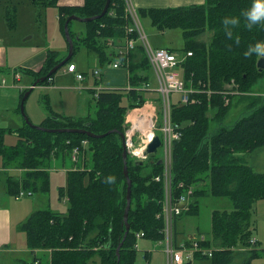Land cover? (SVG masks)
<instances>
[{
    "label": "trees",
    "instance_id": "trees-1",
    "mask_svg": "<svg viewBox=\"0 0 264 264\" xmlns=\"http://www.w3.org/2000/svg\"><path fill=\"white\" fill-rule=\"evenodd\" d=\"M29 1L35 6L56 7L59 29L64 35L63 24L69 15L99 14L106 0H83L77 5H62L58 0ZM250 4L251 0H204L185 6L136 9L139 18L148 16L158 30L180 28L184 38L183 46L176 50L178 68L184 86L191 91L187 103L179 104L174 99L170 106V119L181 130V136L172 141L171 173L176 192L184 187L193 188V200L183 213H197L199 198L204 195L226 198L231 203L229 209L211 211L212 239L205 237L200 242L203 246L215 243L210 258L212 264H235L232 260L237 249H243L240 264H251L264 252L258 249L257 242H249L253 229L251 219L253 213L256 215L255 203L264 198V171L254 170L245 160L246 154L264 147V97L247 95L253 84L264 79V69L259 72L256 68L258 56L244 55L249 45L264 41V23L251 29L246 27L241 12ZM226 16L240 17L239 25L232 29V39L224 32L222 20ZM71 22L68 27L73 52L79 46L93 50L101 64L117 57L118 68H126L128 87L91 89L93 115L74 117L50 110L39 123L49 128H86L97 134L114 129L102 137L46 132L25 122L15 129L0 127L2 164L21 170L19 177L8 175V194L14 196L20 190L46 194L53 165L69 167L65 183L59 187L68 202L67 209L58 211L47 205L30 213L19 228L25 233L26 246L33 257L31 261L20 260L15 264H89L95 256L100 264H134L136 233L143 232L150 240L163 237V219L157 216L161 210L162 184L154 179L161 174L162 165L158 163L160 156L154 154L142 164L127 156L131 178L130 226L123 239L127 182L120 134L124 131L127 109L141 105L155 92L146 85L151 65L136 32H126L131 20L125 0H110L101 17L83 21L85 31L81 35H74ZM205 31L211 32L208 40L199 37ZM237 37L239 43L235 42ZM128 38L136 40L132 49H125ZM188 51L191 54L188 55ZM65 55L47 49L34 80L45 75ZM70 62L71 57L64 65ZM52 77L53 73L37 85L48 83ZM231 80L236 84L240 99L245 98L243 102L248 112L232 124L220 125L208 134L211 119L220 122L229 111L235 96L226 93V85ZM27 89L20 91L19 103ZM225 97L229 98L227 103ZM209 110L213 112L212 117L207 115ZM7 132H16L14 144L4 142ZM110 175L116 177L115 183L107 182ZM121 241L117 257L116 248ZM43 252L46 256L36 255Z\"/></svg>",
    "mask_w": 264,
    "mask_h": 264
},
{
    "label": "rangeland",
    "instance_id": "rangeland-1",
    "mask_svg": "<svg viewBox=\"0 0 264 264\" xmlns=\"http://www.w3.org/2000/svg\"><path fill=\"white\" fill-rule=\"evenodd\" d=\"M7 11L8 14L6 13ZM0 20V44L6 46L8 54L15 60L21 58L25 54L26 56L31 54L32 51L40 50L48 43L56 46L58 42L61 41L65 44V37L59 29L56 7L35 6L29 0H0ZM139 21L152 47L167 46L177 50L183 46L184 38L180 28H167L160 31L151 23L148 16H140ZM130 24L133 25L132 22ZM70 28L74 35H81L85 31V23L83 21L73 19ZM210 35L211 32L205 31L200 34L199 37L203 40H208ZM139 42L141 43V40H139ZM71 62L76 64L77 71H86L87 74H85L83 80H78V82L75 83L74 80H76V78L74 73H63L65 72L63 69L64 66L58 68L53 73V77H56L57 83L68 84L74 82L76 86L74 87L75 89L67 90L66 88L61 87H59V89L58 86H54L53 90H39L38 88H34L30 91L24 102L25 112L30 108L32 101L36 100L39 108L46 114H48L47 109H49V102L54 109L66 108L64 110H72L68 112L75 111L80 115H86L88 113H91L92 115L94 114V106L92 104L93 93L90 91L91 86H87V84L88 81H93L94 76L91 73L92 70H98L99 74H97V77L99 76V79L104 71L109 69L107 67V62L104 64H97L96 54L94 51L82 46L75 48V51L71 55ZM19 65L22 66V64ZM19 69L20 67H15L12 68V70H9V72L4 65L0 66V80L1 78H4L5 80L4 84L0 86V126L3 127L17 126L23 123L22 115L18 109L19 89L17 86L24 83L27 74L26 72H21ZM118 69L122 75L121 77L114 79V82L117 81L119 83H116L113 86H125L127 83L126 68L121 66L117 68V70ZM15 70H19V75L21 74L23 76L22 80H19L20 76L19 78H15ZM14 80L18 81L14 82ZM149 86L154 89L157 86V80L152 70H149ZM235 88L236 84L233 80H231V82L226 85V92L234 90ZM238 93L234 94L235 96L231 101L229 111L222 121L216 122L213 118L211 119L209 122L210 125L208 134L212 133L220 125L232 124L237 118L248 112L246 102H243L245 98L240 99V94ZM250 93L247 95L264 97V79L261 78L253 84L251 86ZM15 94L16 99L14 103ZM177 96V93L171 94L173 99L177 98ZM47 99L49 101L48 103ZM142 111L151 114L156 124H161V99L158 96L157 91L151 93L141 105H136L127 109L124 125H129L131 120ZM207 115L212 117L213 112L209 110ZM31 122L38 124L33 121ZM10 141L14 142L15 137L13 133L7 132L4 135V142L9 143ZM245 160L253 167L254 170L264 171V147H260L253 152L246 154ZM164 162L165 159L162 156V166L164 165ZM12 173L15 175L16 171H13ZM65 173V167L57 166V163L53 165L50 171V188L46 194L37 192L31 195L24 191V194L18 200H15L13 195L6 193V196L1 186L0 193H2L3 196L9 197L16 203L31 201L33 197H37V209L45 208L47 205H50L53 210L65 211L67 209L68 202L65 198L63 199V195L59 192V187L65 183ZM198 204L199 210L197 213H184L178 219V235L176 233V228L174 229V236L176 239L179 238L177 239L178 242H180L184 237H187L189 234L196 236L204 235V237L212 239L210 232L211 211L213 209H229L231 207V203L226 198L207 195L201 196ZM252 218V232L254 233V227L257 225L263 230L264 217L256 212V215L253 213ZM164 240L165 238L163 237L162 242ZM138 243L139 248L135 254L134 264H167L168 260L166 259L164 252L158 246L161 245V243L153 245L152 243L156 242L144 237L140 238ZM3 247L11 249L16 247L19 250L11 251L9 253L0 252L1 264H15L20 262V260H32L33 255L29 252L26 246L25 233L19 228L14 219L10 243L8 245H4ZM211 247H215L214 242H212ZM22 248L27 250L21 251ZM146 248L151 249V257L149 258L145 257ZM242 250L243 249L235 250L232 263L240 264L242 262L244 256ZM45 254L46 253L43 252L36 255L38 257H43L46 256ZM89 264H100L99 258L95 256ZM191 264H212V261L210 257L203 256L196 257L191 261ZM251 264H264V256L260 255L259 257L254 258L251 261Z\"/></svg>",
    "mask_w": 264,
    "mask_h": 264
},
{
    "label": "built area",
    "instance_id": "built-area-1",
    "mask_svg": "<svg viewBox=\"0 0 264 264\" xmlns=\"http://www.w3.org/2000/svg\"><path fill=\"white\" fill-rule=\"evenodd\" d=\"M126 10L130 15L133 23L126 27V32H136V37L141 39L144 54L151 65L157 77V91L161 96V124L155 123L153 116L145 111L138 113L130 122L125 130L124 143L130 155L136 158H144L142 154L146 144L152 139L156 131L160 134L161 145L159 147L160 156L165 159L162 166V172L154 177L155 180L162 184L161 210L157 216L163 219V241L164 252L167 255V264H186L196 254L199 256H212V248L202 246L197 239H193L190 245L180 243L176 245L173 241V221L179 216L189 204L192 195L190 187H184L181 191L176 192L173 185V175L171 173V148L172 141L181 136L180 126L170 119V106L172 103L171 94L177 93V101L179 104L189 101L190 89L184 86L181 79L180 70L178 68L179 58L177 53L169 51L166 48H153L147 42L143 28L141 27L138 15L134 7L126 0ZM137 39V40H140ZM134 38H128L125 41V49H132L135 45ZM187 54H191L190 51ZM118 65V58L112 63V67ZM75 64L70 63L67 71H75ZM96 72V71H95ZM18 75H16L17 77ZM76 77L81 79L82 74L76 73ZM227 101V99H226ZM76 150L73 151V157ZM30 193V192H28ZM23 195V191H19L15 198ZM143 236L142 232L136 233V237ZM137 244H135L136 246Z\"/></svg>",
    "mask_w": 264,
    "mask_h": 264
},
{
    "label": "crops",
    "instance_id": "crops-1",
    "mask_svg": "<svg viewBox=\"0 0 264 264\" xmlns=\"http://www.w3.org/2000/svg\"><path fill=\"white\" fill-rule=\"evenodd\" d=\"M127 1H129L130 4L135 9H138L141 7L185 6V5H189V4H193V3H202L204 0H127ZM125 2H126V0H125ZM58 3L62 4V5H77V4H82L83 0H58ZM0 22H1V20H0ZM155 47H162V46H155ZM164 47H167V46H164ZM50 48L54 49V50H58L62 55H65L66 51H67L66 41H65V44L60 41V42H58V44L56 46L48 43L44 47H42L40 50L32 51L31 54H29L27 56L25 54L24 56H22L21 58L16 59V60L13 59L11 57V55L8 54L6 46L0 44V66L4 65V67H6L8 69V71L12 70V68L20 67L21 72L23 71V72H26V74H27V76L25 77L24 83L19 84L17 86L19 89V94H20V91L22 89L29 88L30 85L33 83L34 75L42 67L44 57L46 55V51H47V49H50ZM96 61H97V64L100 63V60H99V57L97 54H96ZM19 64H22V66H20ZM16 65H18V66H16ZM63 69H65V68H63ZM63 73H66V71ZM81 73H84V77H85V74H87L86 71H84V72L81 71ZM91 73L93 75V70L91 71ZM121 75H122V73L119 71V69L117 70V68L116 69L109 68V69H106L104 71V73L100 76L99 79L96 78L95 75H93L95 78L93 77V81H88L87 86H91L90 88H94L95 86H99V89H102V88H127L128 87L127 83L125 84V86H113L116 83H119L117 81L114 82V79L121 77ZM22 77L23 76L20 74V78L18 77L19 80H22ZM76 80H74L75 83L78 82L77 78H76ZM98 80H99V82H98ZM15 81H18V80H14V82ZM3 84H4L3 82L0 83V86H2ZM54 86H58V88L59 87L66 88L67 90H74L75 89L74 87H76L74 82H71L68 84L57 83L56 77H52V79L49 81V83H46L43 85H36L32 89L38 88L39 90H53ZM149 89H154V88L150 87ZM15 99H16V94L14 95V103H15ZM48 102L49 101L47 99V103ZM49 103H48L49 109H47L48 113L51 110V111H54L55 113H59L62 115H68V116H74V117L82 116V115L78 114V112H75V111L74 112H68V111H72V110H68V111L64 110L66 108L54 109ZM76 111H78V110H76ZM26 112H27L29 119L35 123H38V124L47 115L44 111H42L39 108L36 100L32 101L30 108ZM23 122H24V120H23ZM22 124H19L17 126H7V127L15 129V128L20 127ZM0 127H3V126H0ZM11 133H13V135L15 137V141L14 142L10 141L9 143L5 142L7 145L14 144L17 140L16 132H11ZM68 168L69 167H65V171ZM13 171H16L15 175L12 173ZM20 174H21L20 169H16V168L14 169V168L3 166L2 159L0 157V186L3 188L5 195L7 193L6 181H7L8 175H13L14 177H19ZM64 179H66V173L64 175ZM6 196H3L2 193H0V252L9 253L11 251H18L19 250L16 247H14L13 249L3 247L4 245H8L10 243L11 230L13 227V219L17 222L18 226L20 227L21 223L30 215V213L37 209L36 207L38 205L37 204L38 199H37V197H33V199L31 201H27V202L24 201V202L16 203V202L12 201L9 197H6ZM15 200H18V199H15ZM255 212H257L259 215L264 217V198L256 201ZM177 222H178V220H177ZM177 222H176V231H177L176 233L178 235ZM256 222H257V219H256ZM263 225H264V222H263ZM263 230L261 228H259V226L257 225L256 227H254V233L252 232V236L255 237L257 240L259 249L260 248L264 249V231ZM188 236H192V235H188ZM177 239H179V238H177ZM152 244L156 245V243H152ZM158 246L163 251L162 246L161 245H158ZM146 249L147 250L145 252V257L149 258V257H151V253H150L151 249H148V248H146ZM24 250H27V249H23V248L21 249V251H24ZM261 255L264 256V252H262ZM0 264H1V261H0Z\"/></svg>",
    "mask_w": 264,
    "mask_h": 264
},
{
    "label": "water",
    "instance_id": "water-1",
    "mask_svg": "<svg viewBox=\"0 0 264 264\" xmlns=\"http://www.w3.org/2000/svg\"><path fill=\"white\" fill-rule=\"evenodd\" d=\"M109 2H110V0H106L105 1L104 7H103L102 11L99 14H96V15H93V16H87V17H80V16H78L76 14H71L64 21L63 33H64V37L66 39V42L68 44L66 56L61 61H59L57 64H55L53 67H51L47 71V73L45 75H42V76L36 78L33 81V83L30 85V87L23 93V95H22V97L20 99L19 111H20V113L22 115V118H23L24 122L27 125H29L30 127L36 128V129H39V130H42V131H46V132H77V133H85V134H87L89 136H92V137H102V136H105L107 133H109V132L114 130V129L113 130H108V131H106L104 133L97 134V133H94V132H91V131L87 130L86 128H79V127H59V128L44 127L42 125L32 123L31 120L29 119L28 115L26 114L25 110H24V101H25L26 97L29 95L31 89L34 86H36L40 81H43L45 78L49 77L58 68L63 66L66 63V61L71 57V55L73 53L74 43H73V39H72V37L70 35V32H69V27H68L69 21L73 20V19L74 20H80V21H89V20H93V19L99 18L108 9ZM256 68H257V70L259 72L264 69V57H258L257 58ZM120 135L122 137V146H123V149H122L123 173H124V176H125L126 182H127V186H126V205H125V208H124L123 219H122L123 222H124V225H125V233H124V236H123V239H124L127 231L129 230V226H130V224L128 222V211H129L130 203H131V178L129 177L128 169H127V150H126V147L124 145V134L121 133ZM160 144H161V141H160L159 136L155 135L152 138V140L147 144L146 148L143 151V154L145 156H150L152 154H155L156 151H157V147L160 146ZM158 163H161L160 159L158 160ZM137 164H142V161H137ZM123 239H122V241H123ZM122 241L118 244V246L116 248L117 249V252H116L117 253V257H118V249L120 248V246L122 244Z\"/></svg>",
    "mask_w": 264,
    "mask_h": 264
},
{
    "label": "clouds",
    "instance_id": "clouds-1",
    "mask_svg": "<svg viewBox=\"0 0 264 264\" xmlns=\"http://www.w3.org/2000/svg\"><path fill=\"white\" fill-rule=\"evenodd\" d=\"M241 16L244 17L246 21V27L251 29L254 25L264 23V0H251V4L248 8L242 10ZM240 17L238 16H226L222 20L224 27V32L227 38H233L232 29L239 25ZM236 43H239L238 37L236 38ZM245 56L251 57L253 55L258 57H264V41H257L247 47L244 52ZM115 176H108V183H115Z\"/></svg>",
    "mask_w": 264,
    "mask_h": 264
},
{
    "label": "bare ground",
    "instance_id": "bare-ground-1",
    "mask_svg": "<svg viewBox=\"0 0 264 264\" xmlns=\"http://www.w3.org/2000/svg\"><path fill=\"white\" fill-rule=\"evenodd\" d=\"M44 82V81H43ZM49 83V82H48ZM87 136V135H86ZM125 178V177H124Z\"/></svg>",
    "mask_w": 264,
    "mask_h": 264
}]
</instances>
